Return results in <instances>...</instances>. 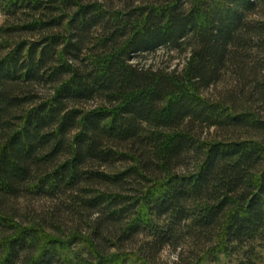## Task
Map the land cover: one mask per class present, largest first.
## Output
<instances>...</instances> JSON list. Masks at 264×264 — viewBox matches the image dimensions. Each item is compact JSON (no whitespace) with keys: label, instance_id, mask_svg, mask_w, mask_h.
<instances>
[{"label":"trees","instance_id":"trees-1","mask_svg":"<svg viewBox=\"0 0 264 264\" xmlns=\"http://www.w3.org/2000/svg\"><path fill=\"white\" fill-rule=\"evenodd\" d=\"M0 17V264H264V0Z\"/></svg>","mask_w":264,"mask_h":264},{"label":"rangeland","instance_id":"rangeland-1","mask_svg":"<svg viewBox=\"0 0 264 264\" xmlns=\"http://www.w3.org/2000/svg\"><path fill=\"white\" fill-rule=\"evenodd\" d=\"M1 23L2 18L0 17V24ZM186 58V55H180L168 50H159L154 54L142 57L138 62L141 66L152 68L154 70L165 69L167 71H179L184 66ZM216 91L218 92V90ZM161 258L164 262H173L175 255L167 250L162 254Z\"/></svg>","mask_w":264,"mask_h":264}]
</instances>
